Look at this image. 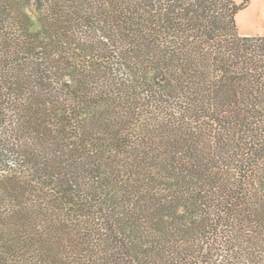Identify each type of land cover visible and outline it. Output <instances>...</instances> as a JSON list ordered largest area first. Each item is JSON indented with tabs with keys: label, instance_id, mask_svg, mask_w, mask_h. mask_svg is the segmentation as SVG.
<instances>
[{
	"label": "trees",
	"instance_id": "trees-1",
	"mask_svg": "<svg viewBox=\"0 0 264 264\" xmlns=\"http://www.w3.org/2000/svg\"><path fill=\"white\" fill-rule=\"evenodd\" d=\"M245 6L0 0V264H264Z\"/></svg>",
	"mask_w": 264,
	"mask_h": 264
},
{
	"label": "rangeland",
	"instance_id": "rangeland-1",
	"mask_svg": "<svg viewBox=\"0 0 264 264\" xmlns=\"http://www.w3.org/2000/svg\"><path fill=\"white\" fill-rule=\"evenodd\" d=\"M246 3L237 16L239 32L244 35L264 36V0H237Z\"/></svg>",
	"mask_w": 264,
	"mask_h": 264
}]
</instances>
